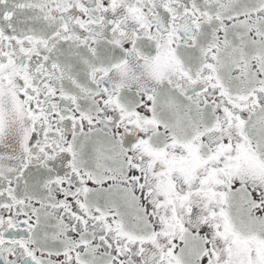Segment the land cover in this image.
Segmentation results:
<instances>
[{"label": "snow or ice", "instance_id": "1", "mask_svg": "<svg viewBox=\"0 0 264 264\" xmlns=\"http://www.w3.org/2000/svg\"><path fill=\"white\" fill-rule=\"evenodd\" d=\"M0 264H264V0H0Z\"/></svg>", "mask_w": 264, "mask_h": 264}]
</instances>
